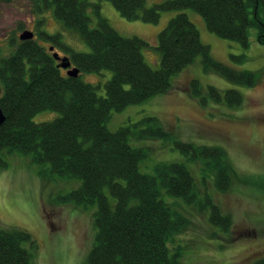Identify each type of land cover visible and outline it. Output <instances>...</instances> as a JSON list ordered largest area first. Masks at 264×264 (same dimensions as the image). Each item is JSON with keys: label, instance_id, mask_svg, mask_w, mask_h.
<instances>
[{"label": "trees", "instance_id": "16d2710c", "mask_svg": "<svg viewBox=\"0 0 264 264\" xmlns=\"http://www.w3.org/2000/svg\"><path fill=\"white\" fill-rule=\"evenodd\" d=\"M33 1L38 13L51 10L54 18L65 29L77 33L90 51L76 52L60 45L58 35L39 33L41 39L66 52L72 67L79 70L76 78L67 76L49 49L34 39L20 42L0 61V109L5 117L0 126V167L6 166L4 151H18L29 155L34 163H47L56 175L80 181L63 202L81 208L95 207L94 242L84 264H180V251L170 253L167 242L189 224L161 200V189L199 212L208 207L209 222L228 232L232 226L230 216L221 212L208 195L199 198L194 178L185 165L159 166L156 176L139 171L146 152L130 146L129 136L142 125L138 130L140 137H168L170 134L157 118L145 117L114 132L107 129L106 123L114 111L167 93L172 77L197 58L204 71L215 72L233 83L253 86L254 75L216 61L183 12L171 18L157 34L160 65L153 69L142 54L149 43L137 36L122 37L101 15L99 2ZM107 1L126 20L141 19L151 24L158 22L163 11L192 9L217 37L248 48V29L254 27L257 43L264 45V0H164L151 7L145 6V0ZM88 12L95 17V27L90 26ZM230 58L242 59L234 55ZM103 70L112 75L103 85L104 94L99 95L100 86L85 83L80 76L83 72ZM188 89L201 103L206 97L215 102L223 100L230 107L242 103L241 94L235 90L221 93L208 86L204 92L196 80L190 81ZM45 110L59 116L48 122L32 121ZM176 146L188 159L208 160L205 164L214 169L218 190L230 189L231 168L222 150L189 143ZM24 244L35 247L26 230L0 226V264H34L32 253ZM252 264H264V257Z\"/></svg>", "mask_w": 264, "mask_h": 264}, {"label": "rangeland", "instance_id": "374dc122", "mask_svg": "<svg viewBox=\"0 0 264 264\" xmlns=\"http://www.w3.org/2000/svg\"><path fill=\"white\" fill-rule=\"evenodd\" d=\"M99 2L100 13L109 24L125 38L140 37L149 43L143 49L145 62L153 69L159 68L157 34L178 13H185L196 26L201 41L210 47L212 57L235 71L250 72L255 77L253 86L233 83L212 71H204L197 58L178 75L172 77L171 89L162 95L141 103L129 105L112 112L106 127L114 132L122 126H132L145 117L157 118L170 134L166 138L140 137L133 129L128 143L143 148L146 157L139 163V171L156 176V168L171 163H181L192 174L199 198L208 195L221 212L228 214L232 226L224 232L209 222L210 209L197 211L181 198L173 197L161 189V200L177 211L188 222L182 232L173 234L167 246L170 253L179 250L180 264H252L264 257V45L256 41V28L248 29V48L237 42L225 40L209 32L202 17L192 9L170 10L160 13L156 24L141 19L126 20L107 0ZM164 0H145L151 7ZM4 12L0 14V59L7 57L21 42L18 37L28 30L34 40L45 49L53 48L60 57L66 52L39 37L40 32L58 35L60 45L76 52L90 51L79 35L67 30L58 22L51 10L37 12L33 0H0ZM90 26L95 27V17L88 12ZM230 55L241 56L240 61ZM112 73H81V80L100 86ZM196 80L204 88L214 87L221 93L235 90L242 96L239 106L230 107L223 100L215 102L189 91L190 81ZM204 97V94H203ZM202 97V98H203ZM59 116L53 111H41L32 121L42 123ZM176 143L219 148L231 168L232 185L226 192L218 190L214 169L208 160L188 159ZM6 166L0 167V226L4 229L26 230L35 247L24 244L32 253L34 264H84L92 248L95 235L93 214L95 207H75L63 202L71 190L80 185L73 178L52 173L47 163L37 164L30 156L18 151L3 152ZM52 227V228H51Z\"/></svg>", "mask_w": 264, "mask_h": 264}, {"label": "water", "instance_id": "95a60500", "mask_svg": "<svg viewBox=\"0 0 264 264\" xmlns=\"http://www.w3.org/2000/svg\"><path fill=\"white\" fill-rule=\"evenodd\" d=\"M33 39V33L28 30H24L20 35H19V40L21 41H27V40H32ZM53 48L50 47L49 51H52ZM52 57L54 60L58 61L59 64L58 66L66 70V74L69 77L76 78L79 75V70L76 67H71V62L69 58L67 57H60L56 52L52 53ZM71 67V68H70ZM0 93H1V88H0ZM5 120V117L0 109V126L3 124Z\"/></svg>", "mask_w": 264, "mask_h": 264}, {"label": "flooded vegetation", "instance_id": "af4514ba", "mask_svg": "<svg viewBox=\"0 0 264 264\" xmlns=\"http://www.w3.org/2000/svg\"><path fill=\"white\" fill-rule=\"evenodd\" d=\"M4 12V7L2 6V4L0 3V14L1 13H3ZM34 36H35V34L33 33V38H34ZM18 39H19V37H18ZM21 41V40H20ZM22 42V41H21ZM51 54L54 52V51H49ZM11 54V53H10ZM9 56V55H8ZM7 56V57H8ZM6 58V57H5ZM3 59V58H2ZM2 59H0V61L2 60ZM71 67H72V65H71ZM1 88V87H0Z\"/></svg>", "mask_w": 264, "mask_h": 264}]
</instances>
